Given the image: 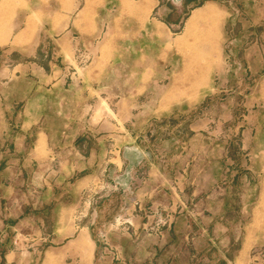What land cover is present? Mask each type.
<instances>
[{
  "label": "rangeland",
  "instance_id": "obj_1",
  "mask_svg": "<svg viewBox=\"0 0 264 264\" xmlns=\"http://www.w3.org/2000/svg\"><path fill=\"white\" fill-rule=\"evenodd\" d=\"M140 1L124 14H137ZM104 2L0 0V73L56 67L63 86L77 85L73 72L89 54L113 58L100 106L98 93L79 84L38 89L45 81L37 68L11 81L0 74L1 255L20 247L39 264L66 210L69 223L77 215L88 230L94 264H264V0H159L141 18L171 29L166 43L147 45L159 59L141 60L132 44L139 39H103L104 26L89 42L73 34L67 70L58 37L47 33L50 15L75 19ZM205 6L215 10L207 30L185 37L191 13ZM24 33L39 39L34 56L17 46ZM38 131L53 153L31 163L24 149Z\"/></svg>",
  "mask_w": 264,
  "mask_h": 264
},
{
  "label": "crops",
  "instance_id": "obj_2",
  "mask_svg": "<svg viewBox=\"0 0 264 264\" xmlns=\"http://www.w3.org/2000/svg\"><path fill=\"white\" fill-rule=\"evenodd\" d=\"M104 1L103 7H97L94 4L87 7L83 6L75 19H72L67 12L50 15V30L47 33L51 38L58 37L57 39H53L57 47V57L61 63L66 65V69L73 70V34L76 33L81 42H89V40L97 38L104 26L107 28L103 39L107 41H112V39H139L132 44H140V52L137 53L140 59L145 61L155 58L159 59L157 56L150 57L146 54L147 45L156 42L166 43L167 39H172L171 29L169 25L158 18H152L150 21H145L144 23L141 20L149 12L152 14L155 10H159V0H141L139 10L136 11L138 13L134 16L124 14L123 11L125 5H130V0H112L116 4V10L109 8L108 0ZM204 8L207 9L201 11L197 9L191 13L190 19L186 24L185 37H189L191 31H195L196 29L202 32L207 30V23H209L207 17L210 18V14L215 12V10L209 9V6H205ZM28 38L31 39L29 44L24 42ZM35 38L34 33H24V35L18 37L17 46H29V49L32 50L29 54L34 56L39 46V39L35 40ZM149 39L157 40L150 41ZM203 51H205V48ZM94 57L97 59L95 60ZM89 58L91 62L88 66L82 68L81 71L76 70L73 72V77L84 90L95 95L98 93L96 106H100L103 101L101 94L107 89L101 88L99 85L108 77V67L113 58L104 59L99 55H94V53L89 54ZM36 68L41 79L45 81L43 85L37 86V88L42 89L44 92L71 91L75 86H78V84L63 86L60 78L64 73L56 67H53L51 72H47L44 68L18 64L6 70L3 69L0 74L4 78H7L8 81H11L17 79L19 74L29 72L30 70L35 71ZM189 69L191 70V68ZM147 70L148 68H144L137 76H143ZM196 74L194 73L192 76ZM154 76H157V71ZM193 88L191 92L195 91ZM120 104L122 105L123 102ZM27 119L29 122L32 120L29 116H27ZM38 122L39 120H33L31 127L36 126ZM26 140V136L16 139V148L19 150L21 148L24 149ZM24 150L27 159L31 163L46 161L51 153H53L49 146V136L42 131L34 134L31 146ZM73 218H75V222L69 223L68 220H71V218L68 217L67 211L63 210L59 213L57 226L50 231L54 245L43 253L39 264H94L95 244L91 240L88 230L81 223H78L77 215ZM11 230L14 232L17 229L12 228ZM1 248L2 246L0 245V251ZM32 261V255L20 247L11 246L2 255L0 252V264H31Z\"/></svg>",
  "mask_w": 264,
  "mask_h": 264
},
{
  "label": "bare ground",
  "instance_id": "obj_3",
  "mask_svg": "<svg viewBox=\"0 0 264 264\" xmlns=\"http://www.w3.org/2000/svg\"><path fill=\"white\" fill-rule=\"evenodd\" d=\"M191 79H192V77H191ZM193 80V79H192Z\"/></svg>",
  "mask_w": 264,
  "mask_h": 264
}]
</instances>
